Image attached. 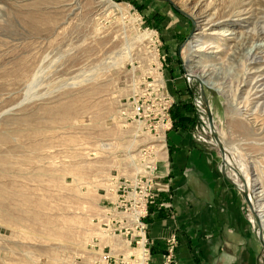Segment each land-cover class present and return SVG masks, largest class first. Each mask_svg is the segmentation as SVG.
Wrapping results in <instances>:
<instances>
[{
  "label": "rangeland",
  "instance_id": "374dc122",
  "mask_svg": "<svg viewBox=\"0 0 264 264\" xmlns=\"http://www.w3.org/2000/svg\"><path fill=\"white\" fill-rule=\"evenodd\" d=\"M183 132L215 158L264 264V0H0V264L129 251L119 229L138 207L147 236Z\"/></svg>",
  "mask_w": 264,
  "mask_h": 264
},
{
  "label": "crops",
  "instance_id": "0c3cea01",
  "mask_svg": "<svg viewBox=\"0 0 264 264\" xmlns=\"http://www.w3.org/2000/svg\"><path fill=\"white\" fill-rule=\"evenodd\" d=\"M170 160L159 172L162 186L145 222L150 264H164L168 240L176 244L171 264H257L260 243L233 189L215 172L213 155L183 133L174 138ZM167 202L169 207H160Z\"/></svg>",
  "mask_w": 264,
  "mask_h": 264
},
{
  "label": "built area",
  "instance_id": "2783aa9c",
  "mask_svg": "<svg viewBox=\"0 0 264 264\" xmlns=\"http://www.w3.org/2000/svg\"><path fill=\"white\" fill-rule=\"evenodd\" d=\"M193 103L197 112L203 113V104L199 96L194 98ZM205 133L206 132H204V134ZM137 209L139 211L137 212L136 216L129 217V220L126 221L124 227H121L119 229L124 230V233L122 235L126 238V247L129 248V251L125 249L122 253L116 254L115 257L114 255L110 254L106 255L103 258L104 264H150V242L145 234L146 227L140 218V210L142 208L137 207ZM175 244L176 240L174 238H170L168 240V250L167 255L164 258V264L172 263L171 257Z\"/></svg>",
  "mask_w": 264,
  "mask_h": 264
},
{
  "label": "bare ground",
  "instance_id": "6f19581e",
  "mask_svg": "<svg viewBox=\"0 0 264 264\" xmlns=\"http://www.w3.org/2000/svg\"><path fill=\"white\" fill-rule=\"evenodd\" d=\"M193 10H198V5L195 3L193 6H192V8H191V11H193ZM198 14V13H197ZM196 17V16H195ZM201 17V16H200ZM200 17H198V18H194L195 19V25L196 26H199L200 24H206V25H209V24H212L211 23V21H209V20H205V22L203 21V20H200ZM223 34L224 33H221V35L223 36ZM224 36H226V35H224ZM198 40H196V41H194V47L198 50V49H200L201 48V46H199L200 44V37L199 38H197ZM256 57V56H255ZM192 69H195V70H197L196 69V67L195 68H193V67H191ZM258 72V71H257ZM203 72L201 71H197V75H198V77H200L201 75H204V74H202ZM207 82H210L209 80H207ZM206 82V83H207ZM208 85H211L210 87L211 88H213V89H215L216 91H218L219 93H221V94H223L224 93V91L222 90V89H220V88H218V87H216V85L215 84H213V83H210V84H208ZM215 133V132H214ZM158 147H160V148H162L161 146H158ZM247 186H248V181H247V178H246V183H245V185L243 186L244 188H247ZM249 201H250V203L252 204V206H253V201L251 200V197H249ZM256 210V209H255ZM256 212H257V215L258 216H256L257 217V219H258V222H259V224H260V226H261V230L263 231V233H264V206H261V208H260V210L258 211V210H256ZM261 235V234H260ZM261 237H262V235H261Z\"/></svg>",
  "mask_w": 264,
  "mask_h": 264
},
{
  "label": "water",
  "instance_id": "95a60500",
  "mask_svg": "<svg viewBox=\"0 0 264 264\" xmlns=\"http://www.w3.org/2000/svg\"><path fill=\"white\" fill-rule=\"evenodd\" d=\"M202 99H203V102H204V104H205V113H206V115H207V118H208V122H209V124H210V126L212 125V118H211V114H210V110H209V106H208V102H207V100H206V98L204 97V94L202 95ZM244 192V191H243ZM243 195H244V197H245V199H246V194L245 193H243ZM256 220V219H255ZM261 233H260V230H259V232H258V237H259V239H260V241H261V235H260Z\"/></svg>",
  "mask_w": 264,
  "mask_h": 264
}]
</instances>
